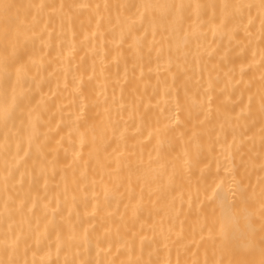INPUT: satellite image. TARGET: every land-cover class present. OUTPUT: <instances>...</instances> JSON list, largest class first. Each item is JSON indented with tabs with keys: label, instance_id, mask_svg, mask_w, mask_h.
I'll return each instance as SVG.
<instances>
[{
	"label": "bare ground",
	"instance_id": "6f19581e",
	"mask_svg": "<svg viewBox=\"0 0 264 264\" xmlns=\"http://www.w3.org/2000/svg\"><path fill=\"white\" fill-rule=\"evenodd\" d=\"M0 264H264V0H0Z\"/></svg>",
	"mask_w": 264,
	"mask_h": 264
}]
</instances>
